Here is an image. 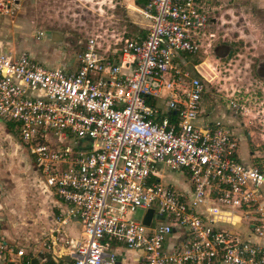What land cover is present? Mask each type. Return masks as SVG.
Instances as JSON below:
<instances>
[{
	"label": "built area",
	"instance_id": "built-area-1",
	"mask_svg": "<svg viewBox=\"0 0 264 264\" xmlns=\"http://www.w3.org/2000/svg\"><path fill=\"white\" fill-rule=\"evenodd\" d=\"M14 4L0 0V14ZM132 4L150 28L90 33L71 64L0 49V118L63 204L54 223L79 225L57 237L67 264H116L115 245L141 252L138 264H264V165L240 162L233 129L200 112L208 81L181 54L215 38L207 0ZM7 254L26 252L0 234V264Z\"/></svg>",
	"mask_w": 264,
	"mask_h": 264
},
{
	"label": "rangeland",
	"instance_id": "rangeland-1",
	"mask_svg": "<svg viewBox=\"0 0 264 264\" xmlns=\"http://www.w3.org/2000/svg\"><path fill=\"white\" fill-rule=\"evenodd\" d=\"M14 3L10 14H0L1 46L6 45V48L15 52L25 51L46 66L73 63L81 45L79 42L83 43L84 37L90 33L107 39L111 32L117 35L121 31L136 34L147 29L148 21L136 11L131 0H14ZM129 3L131 5H128ZM207 4L210 7L209 14L215 18L211 27L215 38L211 46L206 48L205 52L181 53L190 61L201 62L198 68L208 81L200 112L206 114L207 118L211 115L221 118L228 126L242 133L245 139L237 140V151L245 162L249 156L246 149L248 145L249 151L254 155L251 158L252 163L264 164V77H254L251 85L247 84L251 78L246 81L249 71L253 73L255 65L264 62V0H207ZM14 23L17 25H13ZM39 32L42 34L39 35ZM47 34L50 35L46 36ZM219 42L232 50L231 60L216 57L212 49L213 45L217 46ZM238 77H243L241 80L245 82L243 86L246 87L243 88L246 92L240 94L233 90L237 87L233 82H237ZM215 106L219 107L221 114L216 113ZM3 120L19 139L15 123L8 118ZM25 176V182H29L32 188L20 199L25 211L20 215H6L0 221V226L18 230L22 241L30 242L33 239L24 237L37 234V238L33 240V243L37 244L36 248L49 253V248H41L44 230L34 225L36 211L31 213L28 206L33 204V200L43 196L39 189L33 186L34 174L30 169ZM171 183L178 186L182 184V180L173 175ZM46 202L43 203V208L39 206L42 212L38 211L43 219H46L45 210H51L50 202ZM142 212L137 208L128 218L139 220ZM55 214L54 212L52 219ZM48 226L56 228L51 222ZM14 231L13 234L16 233ZM60 233L61 228L58 233L55 232L53 239L57 240ZM52 247L56 249L58 246L52 244ZM24 249L30 251V245ZM5 259L10 264H25L24 256L17 258L7 254Z\"/></svg>",
	"mask_w": 264,
	"mask_h": 264
},
{
	"label": "crops",
	"instance_id": "crops-1",
	"mask_svg": "<svg viewBox=\"0 0 264 264\" xmlns=\"http://www.w3.org/2000/svg\"><path fill=\"white\" fill-rule=\"evenodd\" d=\"M141 3L138 2V4ZM128 5L131 4L129 3ZM134 7L136 6L134 5ZM13 25H17V24L14 23ZM49 35L50 34H47L46 36ZM0 48L2 49L1 44H0ZM214 108L217 110L216 113L221 114V111H219L218 106H215ZM216 113L214 112V114ZM210 117L215 118V116L213 115H211ZM224 117L226 116L224 115ZM233 132L238 137L237 140L244 138L242 136V133H240L239 131H235V129H233ZM16 137L17 136H15V134L10 131L8 124L4 122L2 118H0V221L4 219L6 215L9 216L10 215L14 216V214L20 215V213L25 211L24 206L21 205L22 202L20 199H22L23 195L26 194V191L32 190L30 186L31 184L29 182L27 183L25 182V180H27L26 179L27 176H25V174L30 169V172L34 174L33 186L34 188H38L43 196L33 200L32 205H28L31 213L36 211L37 217H35L34 225L43 228L44 231L42 232L44 233V236L48 233L47 230L50 229L48 225L49 222H51V224L52 225L54 224L55 227L60 226L62 235L64 237L72 240L78 238L80 233L78 223L71 221L66 223L65 225H59V224L57 225L53 222L52 219L53 213L54 212L56 213L58 210L62 209L63 204L59 199H57L53 195L52 191L44 184V181L42 177H40L38 171L36 170L31 157H29L28 153L25 151L24 147L22 146L20 140ZM246 140L248 141L247 138ZM237 148H238V144H237ZM246 149L248 152L247 154L249 155L247 156L248 161L245 162L241 157H239V153L237 151L238 160L245 164H255L252 163L253 161H251V158L254 155L251 154V152L249 151L248 145ZM259 164H263V163H259ZM19 185H23V186L20 187ZM47 200L51 204L50 206L51 213L45 210L46 217L45 216L44 217L46 219H43L42 215L39 214V212H42V209L39 208V206L43 208V203L44 202L47 203L46 202ZM40 222L43 224L41 225ZM13 231H14L13 229L9 230L6 226L3 225L0 226V234H2L4 238H9L8 240L9 242H12L17 246H21L25 248H27V246L29 247L30 245L31 250L30 251L29 249L25 250L26 252V255H24L25 264H67L68 255L66 253L68 250L67 249L63 250L61 248L62 245H60V243L54 244L58 246L56 249H54L51 246V248H49L50 252L45 253L41 251L42 249L38 250L36 248L37 244L33 243L34 242L33 240L37 238V234L34 235L30 234L25 236L24 238L28 237L29 239L30 238L33 239L29 242V241H22L23 238H21V236L18 234V230L14 231L16 232L15 234H13ZM13 236L15 237L13 238ZM114 250L117 254V259H118L116 264H138V262H136V258L142 254L141 252L138 251L134 252L125 249L120 245H115ZM60 253L62 254L60 255Z\"/></svg>",
	"mask_w": 264,
	"mask_h": 264
},
{
	"label": "flooded vegetation",
	"instance_id": "flooded-vegetation-1",
	"mask_svg": "<svg viewBox=\"0 0 264 264\" xmlns=\"http://www.w3.org/2000/svg\"><path fill=\"white\" fill-rule=\"evenodd\" d=\"M212 51H214V53L217 55L216 56L217 58L224 57L226 60H231L232 56H233L232 50L227 49V45L223 44V43H220V42L218 43L217 46H215V44L213 45ZM223 53H224V55H223ZM254 77H256V78H263L264 77V62L263 63H258V65H255V67L253 69V73H250V71H249V73L247 75V78H246V81L248 80V78H251L252 80L248 81V83H247L248 85H251L253 83ZM242 78L238 77L237 78L238 81L237 82H233L237 86V87H234L233 90L236 91L239 94L245 91V90H243V88L246 89V87L243 86V84L245 82L241 80ZM253 86H256V85H253ZM253 92L255 93V91H253Z\"/></svg>",
	"mask_w": 264,
	"mask_h": 264
},
{
	"label": "water",
	"instance_id": "water-1",
	"mask_svg": "<svg viewBox=\"0 0 264 264\" xmlns=\"http://www.w3.org/2000/svg\"><path fill=\"white\" fill-rule=\"evenodd\" d=\"M6 48V45L2 47L1 50H5ZM151 215H152V209H147L143 215V218L141 220V222L145 225H148L149 224V221H150V218H151Z\"/></svg>",
	"mask_w": 264,
	"mask_h": 264
},
{
	"label": "bare ground",
	"instance_id": "bare-ground-1",
	"mask_svg": "<svg viewBox=\"0 0 264 264\" xmlns=\"http://www.w3.org/2000/svg\"><path fill=\"white\" fill-rule=\"evenodd\" d=\"M145 18V17H144ZM147 20V19H146ZM148 21V20H147ZM150 26H151V23L148 21V23H147V29L148 28H150Z\"/></svg>",
	"mask_w": 264,
	"mask_h": 264
},
{
	"label": "trees",
	"instance_id": "trees-1",
	"mask_svg": "<svg viewBox=\"0 0 264 264\" xmlns=\"http://www.w3.org/2000/svg\"><path fill=\"white\" fill-rule=\"evenodd\" d=\"M137 2H140V3H141V2H142V0H137Z\"/></svg>",
	"mask_w": 264,
	"mask_h": 264
}]
</instances>
